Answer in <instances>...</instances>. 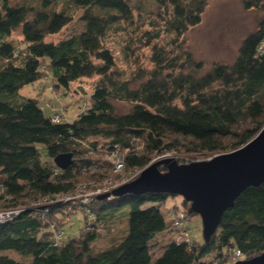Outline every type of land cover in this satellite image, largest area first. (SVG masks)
Segmentation results:
<instances>
[{
  "label": "trees",
  "instance_id": "16d2710c",
  "mask_svg": "<svg viewBox=\"0 0 264 264\" xmlns=\"http://www.w3.org/2000/svg\"><path fill=\"white\" fill-rule=\"evenodd\" d=\"M154 1L160 29L151 37L146 31L144 46L150 54L144 57L146 66L139 67L143 54L133 57L134 9L127 0H0V211L17 208L25 198L55 200L46 207L20 208L0 222V264H25L3 252L7 250L31 257L30 264H227L237 249L239 260L264 252V183L244 189L211 238L199 242L189 232L188 242L176 241L178 230H170L177 205L172 202L166 212L162 208L169 196L177 195L109 194L78 206L72 199L57 200L73 195L82 172L109 167L103 157L114 147L123 155L124 170H141L155 154L234 150L264 125V0H242L244 9L261 12L256 30L242 39L232 63L216 62L201 75L202 64L184 36L200 22L207 0ZM64 2L83 10L81 30L67 37L59 35L73 12ZM16 30L20 47L9 39ZM119 31L126 34L121 50L131 70L119 66L107 44ZM161 33L166 42L158 41ZM83 78L94 80L92 91L89 98L80 97L83 108L72 122L62 116V122L54 123L51 115L60 111L54 101H43L53 112L45 116L38 97L21 93L45 79L56 98L58 91ZM115 102L131 108L108 121L102 116L115 115ZM38 146L49 161L41 159ZM63 153L72 154L64 170L53 162ZM181 204L186 220L197 215L183 198ZM77 212L84 227L71 237L63 217ZM122 213L127 220L124 237L95 250L97 229ZM166 228L171 239L152 261L150 242ZM56 231L61 234L57 241Z\"/></svg>",
  "mask_w": 264,
  "mask_h": 264
},
{
  "label": "rangeland",
  "instance_id": "374dc122",
  "mask_svg": "<svg viewBox=\"0 0 264 264\" xmlns=\"http://www.w3.org/2000/svg\"><path fill=\"white\" fill-rule=\"evenodd\" d=\"M17 1L18 0H10V3H14ZM127 2L134 9V28L132 29L133 32L131 38L135 41L137 46L135 48L131 46L132 48H134L133 57H138L136 56L137 54H143V61H145L144 57H148V55L150 54V49L145 48L144 46L146 41V31H148V36L151 37L157 30L160 29V22L157 15L158 5L154 0H127ZM69 5L70 4L68 2L63 3V6ZM60 6L61 5H59L57 9H59ZM69 8V11L73 12V20L59 36L67 37L68 35L77 33L83 26V23L79 19L83 10H74L71 5ZM260 16L261 12L259 10L244 9L242 0H207L204 11L201 14L200 22L188 29L184 36L186 45L191 50L194 59L201 62L202 64V68L200 69L198 74L201 75L205 73L216 62L232 63L237 56V52L242 39L249 33L256 30ZM152 22H154L155 24L150 25L152 24ZM125 36V32L121 33L119 31L115 36H109V38L107 39V44L111 48L116 58V62L119 64V66L131 70L132 67L127 63L128 61H126V57H124V54L121 50L123 39L125 38ZM56 37H58V35L51 38L57 39ZM20 38L21 36L18 30L13 32L9 37V39L14 40L17 47L21 46ZM166 40L167 37L161 33L158 41L166 42ZM139 41H142V43H140ZM143 61L142 64L140 63L141 66L138 65L139 67L146 66L145 63L147 62ZM132 72H134V70L130 71V73ZM93 81V79L83 78L72 82L68 86V88L58 91V94L56 93V98H54L52 92L46 89L48 82L45 79L24 87L21 93L28 97H38V99L40 100V106H42V110L45 116H49L53 112L48 110V108L44 106L43 101H54V104L58 108V110H60L64 114L63 117L65 118V121L72 122L75 119L76 115L82 110L81 108H83V98H89L92 91ZM40 85L44 86V89H40ZM82 96L83 98L80 99V97ZM114 105V116L109 114L102 116L108 121L117 120L118 116L128 112L131 108V105L127 102H115ZM262 118L264 119V116ZM179 140H181L183 145H187V141H183L181 138H179ZM38 147L41 152V159L43 161H49L50 159L46 156V153L42 149V147ZM228 151L231 150L226 149L225 151L214 154L207 152H188L185 149H182L181 151H170L160 155L155 154L151 161H157L162 158L170 157L174 158L180 164H185L189 163V160H206L216 154ZM101 161L102 163H104V160ZM105 162L108 161L105 160ZM135 170L137 169L123 170L114 174L111 167L101 166L99 168L96 166V169L92 171L82 172L77 177L74 185L75 187L70 193L75 196L73 200L75 201V203L72 202V205L78 206V204L84 201L85 198L90 195L91 192L93 193L94 190L98 187L105 188L107 186L112 187L113 185L115 186V188L118 187L119 185H121V183L123 184L124 182H127L124 180H126V178L130 176ZM161 171H164V169ZM109 194H111V192ZM173 198L169 196L165 200V205L163 206L164 209L162 208L164 212L167 211L165 208H167L168 206L172 207V202L177 205V209L179 207L183 208L181 204L182 197L177 195V197H175L174 199ZM39 201L42 202L43 199H21L19 200V202L21 203L17 208L32 207ZM175 210L176 206L175 208H173V211ZM168 213H164L167 222H169L167 217ZM63 218L66 222L64 227L68 231L69 236L74 237L79 235V231L84 227V218L81 212H77L75 215L71 216L66 215ZM186 222L189 235L192 237V239L198 242L201 241L203 239V236L200 216H190L188 220H186ZM126 231V216L124 215V213L118 214V216L115 217V219L111 223L103 225L97 229V238L92 243V246L95 250H100L109 246L111 243H118L124 237ZM169 234L170 230L166 228L162 232L155 235V237L151 240L150 252L152 254V261L161 253L163 246L169 243L171 239ZM3 252L12 255L14 258L23 261L25 264L31 263V257H20L15 252L10 250ZM236 261L237 260L228 261L227 264H234Z\"/></svg>",
  "mask_w": 264,
  "mask_h": 264
},
{
  "label": "water",
  "instance_id": "95a60500",
  "mask_svg": "<svg viewBox=\"0 0 264 264\" xmlns=\"http://www.w3.org/2000/svg\"><path fill=\"white\" fill-rule=\"evenodd\" d=\"M64 170L72 163V154L63 153L53 158ZM164 171H161L159 167ZM264 183V125L244 145L213 157L178 163L174 158L151 161L133 180L111 191L113 196L166 193L181 196L190 209L199 215L202 236L208 241L215 233L221 217L231 208L239 194L249 186ZM108 193L98 196L104 199ZM264 252L234 264H263Z\"/></svg>",
  "mask_w": 264,
  "mask_h": 264
},
{
  "label": "built area",
  "instance_id": "2783aa9c",
  "mask_svg": "<svg viewBox=\"0 0 264 264\" xmlns=\"http://www.w3.org/2000/svg\"><path fill=\"white\" fill-rule=\"evenodd\" d=\"M263 47L260 45L258 47V50H262ZM87 105H88V102H85L84 106H87ZM51 120L54 123H60L63 121V117L58 112H55L54 114L51 115ZM114 148H116V150H112L110 152L105 153L103 158H104V160L108 161L109 167L112 168V171L115 174V173H118V172L124 170V162H123V155H122V153L119 152L118 147H114ZM92 170H94V168L90 169V171H92ZM139 172H140V170H135L124 181L128 182L130 180H133L134 178H136V176L139 174ZM124 181H122V182H124ZM114 188H115L114 185L112 187L107 186L105 188L104 187H102V188L98 187L94 190L93 193L91 192L90 195H88L85 198V200L91 199L92 197L99 196L102 194H106V193L109 194ZM74 197L75 196H73V195L72 196L61 195V196H58L57 200H64V201L70 200V199L74 200ZM54 201H55L54 199H43L42 202H38L35 205L38 207H46L48 204L54 203ZM20 211H21L20 208L1 210L0 211V222H3L7 219H10V218L16 216ZM171 219H172V222H171L172 224H171L170 230H174V231L178 230V233L176 235L175 240L188 242L189 236H188V230L185 228V223H186L185 213L180 208L176 209V211L171 214ZM54 235H55L56 241L61 238V234L58 233L57 231L55 232ZM240 257H241L240 250H238V249L235 250V252L233 253L232 259L233 260L240 259Z\"/></svg>",
  "mask_w": 264,
  "mask_h": 264
},
{
  "label": "bare ground",
  "instance_id": "6f19581e",
  "mask_svg": "<svg viewBox=\"0 0 264 264\" xmlns=\"http://www.w3.org/2000/svg\"><path fill=\"white\" fill-rule=\"evenodd\" d=\"M58 113H59L60 115H62V116L64 115L61 111H58ZM185 228H186V227H185Z\"/></svg>",
  "mask_w": 264,
  "mask_h": 264
}]
</instances>
